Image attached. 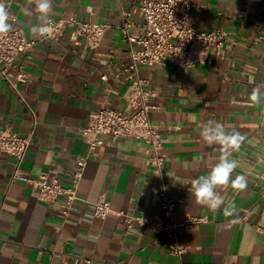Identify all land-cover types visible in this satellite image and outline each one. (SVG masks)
I'll return each mask as SVG.
<instances>
[{"label":"crops","instance_id":"crops-1","mask_svg":"<svg viewBox=\"0 0 264 264\" xmlns=\"http://www.w3.org/2000/svg\"><path fill=\"white\" fill-rule=\"evenodd\" d=\"M188 2L197 27L229 32L213 64L141 66V74L159 90L151 117L165 138L166 189L178 201L173 219L205 217L190 229L178 228L185 252L171 253L155 232L125 231L120 212L163 214L144 141L104 134L102 145L91 150L77 132L92 111L125 106L126 67L137 44L122 34L123 12H131V35L143 34L140 0H53V19L76 15L108 24L95 49L69 27L57 40L34 37L30 26L40 24L38 14L26 16V0H15L9 10L12 27L38 43L29 55L19 54L9 71L15 87L0 73V128L34 130L22 163L33 177L48 175L70 186L78 157L86 156L87 163L79 198L62 219V199L36 197L29 183L13 178L15 157L0 151V264H264V104L250 98L264 83V0L247 6L245 0ZM19 67L28 74L24 82H17ZM209 120L246 137L230 158L239 161L233 178L245 176L247 188L218 189L225 204L236 207L233 216H226L223 206L212 212L196 204L188 192L191 181L207 175L220 154L218 145L208 146L199 134ZM103 194L113 211L100 218L94 202Z\"/></svg>","mask_w":264,"mask_h":264},{"label":"built area","instance_id":"built-area-1","mask_svg":"<svg viewBox=\"0 0 264 264\" xmlns=\"http://www.w3.org/2000/svg\"><path fill=\"white\" fill-rule=\"evenodd\" d=\"M15 0H5L9 8ZM247 6L260 0H245ZM143 12L142 24L144 33L140 36L131 35L129 27L132 24L131 12L124 11L125 23L121 27L123 36L137 47L130 48V63L126 67L129 80L125 90V106L123 108L101 107L90 113L88 124L78 129V134L88 143L91 150L103 143L102 135H110L114 140L133 137L144 141V152L148 164L156 175L154 192L160 199L162 215L146 213H126L125 231L143 233L152 231L165 240L171 253L182 256L185 247L178 238V228L190 229L205 220V217L189 214L182 222H176L172 213L177 200L169 196L165 179V160L163 152L165 138L160 127L152 121L151 113L156 108L154 99L159 90L150 78L141 74V66L154 64H175L184 68L198 65L210 66L224 45L229 32L225 29H202L192 21L188 0H140ZM49 25L50 34L43 38L59 39L65 28H72L74 37L83 36L87 44L97 48L108 29V24L93 20H82L73 15L69 18L53 19ZM38 43V39L30 38L25 31L18 27L0 35V73L16 86L9 77L11 68L17 66L15 60L21 53L29 55L30 50ZM28 78L26 71L19 67L17 82ZM34 130L21 134L13 127L5 125L0 128V151L15 157L14 179H22L30 184L33 193L41 200H61L58 216L66 219L71 212L73 203L79 198L78 188L87 163L86 156L77 159L71 173L72 184L63 185L59 179L48 175L33 177L22 168L26 153L32 143ZM113 211L109 199L103 194L94 202V214L105 218ZM89 262V261H88Z\"/></svg>","mask_w":264,"mask_h":264},{"label":"clouds","instance_id":"clouds-1","mask_svg":"<svg viewBox=\"0 0 264 264\" xmlns=\"http://www.w3.org/2000/svg\"><path fill=\"white\" fill-rule=\"evenodd\" d=\"M38 14L39 25H31L30 32L34 37L48 36L53 23V0H26L23 12L26 16ZM12 13L6 6L5 0H0V35L8 33L12 28ZM251 101L255 104H264V83L257 84L250 93ZM200 136L208 146L218 145L219 156L217 162L211 167L207 175H201L191 181L188 192L194 198L196 204L206 207L212 212L220 211L226 216H233L237 209L233 204H225V197L218 189L229 186L237 191L247 188V178L237 175L233 178L239 161L231 159L233 152H238L246 137L238 130H228L221 122L209 120L200 131Z\"/></svg>","mask_w":264,"mask_h":264}]
</instances>
